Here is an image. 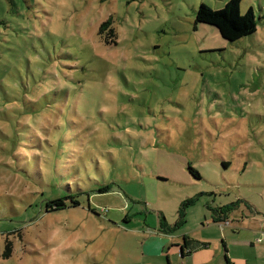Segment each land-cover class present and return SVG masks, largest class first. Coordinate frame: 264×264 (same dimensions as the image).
<instances>
[{
  "label": "rangeland",
  "instance_id": "374dc122",
  "mask_svg": "<svg viewBox=\"0 0 264 264\" xmlns=\"http://www.w3.org/2000/svg\"><path fill=\"white\" fill-rule=\"evenodd\" d=\"M226 1L0 0V264H264V0L234 41Z\"/></svg>",
  "mask_w": 264,
  "mask_h": 264
},
{
  "label": "trees",
  "instance_id": "16d2710c",
  "mask_svg": "<svg viewBox=\"0 0 264 264\" xmlns=\"http://www.w3.org/2000/svg\"><path fill=\"white\" fill-rule=\"evenodd\" d=\"M241 0H227L223 7L218 9H212L204 3H201L195 10V22H202L213 25L217 28L220 35L228 40L234 41L243 36L253 33L256 29V21L254 17V11L250 7L245 13L241 14L239 10ZM98 34L104 39L105 43L114 42L115 31L111 27V20L107 18L103 20L98 27ZM226 166V163H224ZM188 170L195 178H200L199 172L188 164ZM107 191V187L103 186L98 189V192ZM69 199V206L79 205V200L76 194L62 195L55 198H50L45 201L46 211L58 210L67 205L66 200ZM194 198H187L179 209V223L184 221V208L189 202H192ZM238 202V201H237ZM230 206H218L210 209L212 213V218L214 222H221L226 220V215L229 212ZM163 227V223H161ZM169 229V226H167ZM171 229V228H170ZM207 243L198 244L194 242L188 236L183 235L182 242L179 244L180 255L184 257L194 251L196 248L205 247ZM8 250L5 255L9 253V245H7ZM226 264H229V259L224 256Z\"/></svg>",
  "mask_w": 264,
  "mask_h": 264
},
{
  "label": "crops",
  "instance_id": "0c3cea01",
  "mask_svg": "<svg viewBox=\"0 0 264 264\" xmlns=\"http://www.w3.org/2000/svg\"><path fill=\"white\" fill-rule=\"evenodd\" d=\"M228 216H229V212L227 213V215H226V218H228ZM211 219H212V221H213V218H212V216H211ZM214 222V221H213ZM187 236V235H186ZM189 237V236H188ZM190 238V237H189ZM191 240H193L194 242H198V241H196L195 239H193V238H190ZM202 242H205V241H202ZM229 261L230 262H232L230 259H229ZM233 263V262H232ZM179 264H185V262L184 263H179ZM234 264V263H233Z\"/></svg>",
  "mask_w": 264,
  "mask_h": 264
},
{
  "label": "built area",
  "instance_id": "2783aa9c",
  "mask_svg": "<svg viewBox=\"0 0 264 264\" xmlns=\"http://www.w3.org/2000/svg\"><path fill=\"white\" fill-rule=\"evenodd\" d=\"M220 224H222V225H224V224H228L229 222H228V220L226 219V220H223V221H221V222H219ZM229 264H233L232 262H229Z\"/></svg>",
  "mask_w": 264,
  "mask_h": 264
},
{
  "label": "water",
  "instance_id": "95a60500",
  "mask_svg": "<svg viewBox=\"0 0 264 264\" xmlns=\"http://www.w3.org/2000/svg\"><path fill=\"white\" fill-rule=\"evenodd\" d=\"M180 249V248H179ZM181 256V255H180Z\"/></svg>",
  "mask_w": 264,
  "mask_h": 264
},
{
  "label": "flooded vegetation",
  "instance_id": "af4514ba",
  "mask_svg": "<svg viewBox=\"0 0 264 264\" xmlns=\"http://www.w3.org/2000/svg\"><path fill=\"white\" fill-rule=\"evenodd\" d=\"M180 244V243H179Z\"/></svg>",
  "mask_w": 264,
  "mask_h": 264
}]
</instances>
